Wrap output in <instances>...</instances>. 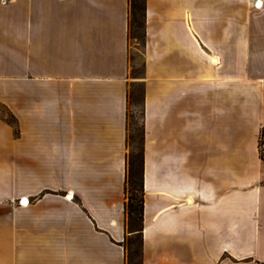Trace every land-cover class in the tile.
Returning <instances> with one entry per match:
<instances>
[{"label":"crops","instance_id":"0c3cea01","mask_svg":"<svg viewBox=\"0 0 264 264\" xmlns=\"http://www.w3.org/2000/svg\"><path fill=\"white\" fill-rule=\"evenodd\" d=\"M129 8L0 0V264L126 263L132 82L143 264H264V0H146L137 77Z\"/></svg>","mask_w":264,"mask_h":264},{"label":"trees","instance_id":"16d2710c","mask_svg":"<svg viewBox=\"0 0 264 264\" xmlns=\"http://www.w3.org/2000/svg\"><path fill=\"white\" fill-rule=\"evenodd\" d=\"M129 39H136L139 43L145 41V24H146V0H129ZM131 60V56L129 57ZM143 71V67H142ZM137 77V76H132ZM139 85V95L129 91L128 96V143L132 138H138L139 146L136 153L128 155L127 170L125 178V214L127 235L123 241L125 249V264H143V143H144V126H143V83L132 82L131 85ZM139 98V99H138ZM140 101L141 106V123L139 127L134 128L135 133H130L131 105ZM10 121L9 118H7ZM259 153L264 160V126L259 134ZM130 187V188H129ZM139 192V193H138ZM129 194V195H128Z\"/></svg>","mask_w":264,"mask_h":264},{"label":"rangeland","instance_id":"374dc122","mask_svg":"<svg viewBox=\"0 0 264 264\" xmlns=\"http://www.w3.org/2000/svg\"><path fill=\"white\" fill-rule=\"evenodd\" d=\"M131 56V77L140 76L142 74V67H143V56H142V44L138 42L136 39H130V53L129 57ZM139 85H131L130 91L135 92L136 95H139ZM139 99V98H138ZM131 114L133 115V120H131L130 126V133H135L134 128L139 127L141 123V106L140 101H136L134 104L131 105ZM5 115L7 114L4 110ZM7 117L10 118V122H14V119L11 118L8 114ZM139 141L136 136L134 139H130L128 143V150L129 154L136 153L138 151ZM128 154V155H129ZM130 188V187H129ZM139 193V192H138ZM129 195V194H128Z\"/></svg>","mask_w":264,"mask_h":264},{"label":"built area","instance_id":"2783aa9c","mask_svg":"<svg viewBox=\"0 0 264 264\" xmlns=\"http://www.w3.org/2000/svg\"><path fill=\"white\" fill-rule=\"evenodd\" d=\"M27 201H28V200H24V199L20 200L21 203H23V202L25 203V202H27Z\"/></svg>","mask_w":264,"mask_h":264}]
</instances>
